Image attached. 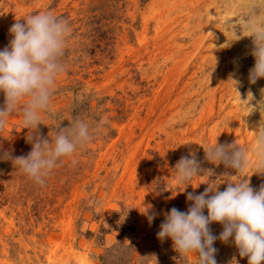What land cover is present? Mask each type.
I'll return each instance as SVG.
<instances>
[{"label":"rangeland","instance_id":"1","mask_svg":"<svg viewBox=\"0 0 264 264\" xmlns=\"http://www.w3.org/2000/svg\"><path fill=\"white\" fill-rule=\"evenodd\" d=\"M250 3L0 0V50L11 25L30 15L50 11L71 26L66 71L39 134L54 140L75 120L93 128L103 122L39 185L3 157L27 156L36 135L23 125L22 108L8 117L0 130V264H104L103 257L107 264H197L195 253L180 255L170 238H157L163 213L187 211V193L208 186L223 191L245 178L254 190L264 184L253 168L236 173L205 152L216 141L250 149L264 120L249 106L264 101V78L248 79L254 43L240 22ZM4 99L0 92V106ZM192 152L213 174L178 185L175 166ZM146 208L158 213L151 223ZM210 229L223 230L215 222ZM214 247L217 264L233 257L248 264L231 238Z\"/></svg>","mask_w":264,"mask_h":264},{"label":"clouds","instance_id":"2","mask_svg":"<svg viewBox=\"0 0 264 264\" xmlns=\"http://www.w3.org/2000/svg\"><path fill=\"white\" fill-rule=\"evenodd\" d=\"M240 23L254 43L251 55L255 64L249 69L248 79L255 84L264 78V0L261 4L251 0L249 15ZM9 34L8 45L0 50V92L5 98L0 106V130L6 127L10 115L22 108L23 125L36 135L31 137L32 150L27 156L13 157L5 153L3 157L11 160L13 166L34 182L43 185L45 178L58 166V161L73 157L78 147L83 148L91 142L103 122L93 128L78 119L71 126L60 127L54 140L41 136L38 131L41 114L51 109L56 81L66 71L62 58L71 26L67 20L45 11L17 20L9 28ZM247 99L249 102L253 100L250 91ZM249 106L250 113L257 107L264 113V101L256 107ZM255 131L250 149L236 143L218 144L216 141L205 151L206 159L216 165L222 163L236 173H244L251 167L253 174H264V120ZM72 162L75 164L76 160ZM175 169L178 185L189 184L205 173L213 174L212 170L201 167L194 152L182 156ZM218 185L208 186L198 194L188 192L186 199L191 203L187 211L173 207L163 213L165 218L159 226L157 238L161 241L170 238L180 255L195 253L197 264H217L215 241L228 243L231 238L239 256L248 258V264H264V184L254 190L245 178L228 182L223 191L218 190ZM144 213L149 223L158 215L149 213L147 208ZM214 222L223 228L218 236L210 229ZM230 264H238L235 257Z\"/></svg>","mask_w":264,"mask_h":264},{"label":"trees","instance_id":"3","mask_svg":"<svg viewBox=\"0 0 264 264\" xmlns=\"http://www.w3.org/2000/svg\"><path fill=\"white\" fill-rule=\"evenodd\" d=\"M102 260H103V263H104V264H107V257H103Z\"/></svg>","mask_w":264,"mask_h":264}]
</instances>
